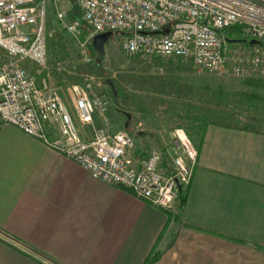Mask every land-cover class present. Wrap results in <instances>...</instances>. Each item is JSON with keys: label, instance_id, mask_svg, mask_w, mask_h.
<instances>
[{"label": "crops", "instance_id": "0c3cea01", "mask_svg": "<svg viewBox=\"0 0 264 264\" xmlns=\"http://www.w3.org/2000/svg\"><path fill=\"white\" fill-rule=\"evenodd\" d=\"M198 133V162L176 218L1 126L0 264H144L154 253L152 264H264V127L208 122ZM155 138L135 139L136 159Z\"/></svg>", "mask_w": 264, "mask_h": 264}, {"label": "built area", "instance_id": "2783aa9c", "mask_svg": "<svg viewBox=\"0 0 264 264\" xmlns=\"http://www.w3.org/2000/svg\"><path fill=\"white\" fill-rule=\"evenodd\" d=\"M82 19L59 10L58 20L91 54L94 36L127 34L128 55L191 63L198 71L238 77L264 76V0H78ZM47 10L37 0H0V127L9 124L86 169L95 179L132 192L177 214L178 190L190 184L199 151L184 128L162 149L135 158V137L97 127L80 134L74 118L92 124L97 105L85 88L72 85L73 113L49 77ZM240 26L239 34L227 30ZM168 29V33L162 31ZM256 39L259 44H250ZM38 68L37 73L31 66ZM62 69L64 64L59 63Z\"/></svg>", "mask_w": 264, "mask_h": 264}, {"label": "rangeland", "instance_id": "374dc122", "mask_svg": "<svg viewBox=\"0 0 264 264\" xmlns=\"http://www.w3.org/2000/svg\"><path fill=\"white\" fill-rule=\"evenodd\" d=\"M37 2H44L47 10L50 71V76L39 72L38 83L49 77L62 97L68 95L72 108V85L85 88L97 110L92 124L77 120L82 133L88 130L92 134L103 126L110 132L125 130L135 139L154 135L157 143L148 144L149 153L162 149L176 128H184L193 140L208 122L264 127V76L218 75L198 71L191 63L128 55L123 50L127 34L118 31L112 33L104 52L90 47L91 54L86 56L57 17L62 9L70 19L81 11L78 0H55L59 7H53V0ZM79 17L87 34L90 26ZM59 63L64 64L62 69ZM31 71L37 73L38 68L32 65ZM98 117L104 119L100 124Z\"/></svg>", "mask_w": 264, "mask_h": 264}, {"label": "trees", "instance_id": "16d2710c", "mask_svg": "<svg viewBox=\"0 0 264 264\" xmlns=\"http://www.w3.org/2000/svg\"><path fill=\"white\" fill-rule=\"evenodd\" d=\"M78 12H80V13H78ZM80 15H81V11L77 10V13L75 15H73L72 17L80 20L83 23V21L79 17ZM239 30H240V26L235 25V26L230 27L227 31L230 34L233 33V35L238 36ZM178 191L179 192H178V197H177V203H178L179 212L177 214H173V213L169 212L170 216H175L176 218L179 217L180 213L182 212V210L185 206L187 196H188V187L187 186L186 187H180V189ZM157 258H158V253H154L147 258V260L144 264H152L154 261H156Z\"/></svg>", "mask_w": 264, "mask_h": 264}, {"label": "water", "instance_id": "95a60500", "mask_svg": "<svg viewBox=\"0 0 264 264\" xmlns=\"http://www.w3.org/2000/svg\"><path fill=\"white\" fill-rule=\"evenodd\" d=\"M162 32L164 34H167L168 29H164ZM112 33L113 32H111V31H107V32L99 33V34L94 36V42L93 43H94V47L97 50V52H99V53L104 52L105 44L109 40ZM246 42H249L250 44H259V41L256 39L246 41ZM128 117H130V115H128ZM126 125H128V123Z\"/></svg>", "mask_w": 264, "mask_h": 264}]
</instances>
